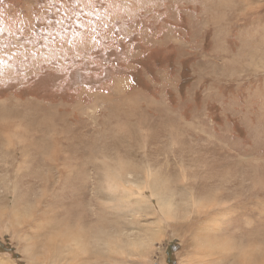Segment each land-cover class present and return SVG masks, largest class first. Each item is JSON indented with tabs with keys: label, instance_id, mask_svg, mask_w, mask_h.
<instances>
[{
	"label": "rangeland",
	"instance_id": "rangeland-1",
	"mask_svg": "<svg viewBox=\"0 0 264 264\" xmlns=\"http://www.w3.org/2000/svg\"><path fill=\"white\" fill-rule=\"evenodd\" d=\"M251 2L167 0L143 21L156 35L138 47L125 36L128 59L104 44L79 52L90 28L62 10L33 24L25 0H0V25L23 29L0 37V88L17 93L0 104V264H41L28 254L37 213L42 264H264L259 212L221 207L252 211L264 190L249 147L264 125V40L250 36L264 0ZM98 11L87 24L109 22ZM37 66L82 86L33 87Z\"/></svg>",
	"mask_w": 264,
	"mask_h": 264
},
{
	"label": "snow or ice",
	"instance_id": "snow-or-ice-1",
	"mask_svg": "<svg viewBox=\"0 0 264 264\" xmlns=\"http://www.w3.org/2000/svg\"><path fill=\"white\" fill-rule=\"evenodd\" d=\"M167 6V0H106V3L98 4L97 0H25V7L28 9L29 13V23H38L43 20L49 12L55 10L64 12L65 18L70 20V26L75 25L76 28H90V31L86 36H81L80 38V48L79 52L87 54L88 51L97 48L100 44H104L110 47L111 51H114L116 47H120L123 55L131 59L132 56L136 55V47L140 45L145 39V34L148 37L157 34V29L153 27L150 22L148 27H144V19L148 17L151 18L150 10L160 8L163 9ZM203 6L206 10H211L212 8L220 6V0H203ZM238 8H255L256 5L251 2V0H244V4L237 5ZM106 9L108 16L107 23H101L99 26L96 23L87 24L86 20H91L92 17L96 18V21H100L101 17L99 15V9ZM69 9L71 13L69 14ZM85 9L88 11L86 12ZM251 14V13H249ZM84 18V19H82ZM134 21V22H133ZM60 24L64 23V19L57 21ZM100 28L105 31L101 36L99 34ZM252 28L253 32L250 33L252 37H259L264 40V15H261L258 20L254 18ZM23 31V29L17 28V31H12L7 24L0 25V37L4 39H10L15 37L20 39L18 32ZM123 33V35H122ZM131 35L135 38L136 47H128L125 45V36ZM5 48L8 45H4ZM79 55V53H77ZM151 72V69H149ZM155 75V73H152ZM66 77L64 73H61L54 67L48 66H37L35 67V74L29 75V80L32 82L33 87H41L47 90L53 88H60L61 93L68 92L69 89L79 88V81L69 80L61 88V82L65 81ZM160 87L171 89L174 87V82L167 78H162V84ZM107 95V93H105ZM0 104L5 108L12 104L16 98L17 93L15 92L14 86H9L5 88H0ZM198 113L193 110L192 122L193 125L196 124V118ZM200 132V128L197 125L193 130V134ZM256 140L255 143L251 144L249 147L253 154L258 155L261 159H264V125H262L259 130L255 132ZM222 214L229 213H244L255 216V212H259V226L264 230V190L260 193V199L257 204L254 205V210L250 211V206L247 200L241 202L240 205H223ZM59 211V206L54 202L52 204V212ZM51 215V213H49ZM48 222V217L37 213L31 223L30 229L32 231L33 239L28 249V254L33 257L35 261L41 262L42 264V254L36 255L41 251L40 244L43 233L46 231ZM7 236L4 237L6 241ZM0 249H3V241H0ZM11 251L12 249H8Z\"/></svg>",
	"mask_w": 264,
	"mask_h": 264
},
{
	"label": "bare ground",
	"instance_id": "bare-ground-1",
	"mask_svg": "<svg viewBox=\"0 0 264 264\" xmlns=\"http://www.w3.org/2000/svg\"><path fill=\"white\" fill-rule=\"evenodd\" d=\"M149 178H150V176H149ZM166 209V207H164V210Z\"/></svg>",
	"mask_w": 264,
	"mask_h": 264
}]
</instances>
